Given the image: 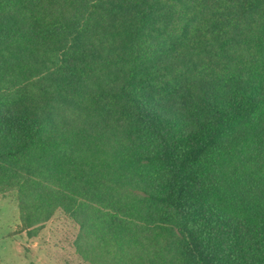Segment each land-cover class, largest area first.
I'll list each match as a JSON object with an SVG mask.
<instances>
[{
	"label": "trees",
	"instance_id": "16d2710c",
	"mask_svg": "<svg viewBox=\"0 0 264 264\" xmlns=\"http://www.w3.org/2000/svg\"><path fill=\"white\" fill-rule=\"evenodd\" d=\"M91 264H264V0H0V198Z\"/></svg>",
	"mask_w": 264,
	"mask_h": 264
},
{
	"label": "rangeland",
	"instance_id": "374dc122",
	"mask_svg": "<svg viewBox=\"0 0 264 264\" xmlns=\"http://www.w3.org/2000/svg\"><path fill=\"white\" fill-rule=\"evenodd\" d=\"M80 225L58 210L47 222L21 219L16 191L0 198V264H91L78 251Z\"/></svg>",
	"mask_w": 264,
	"mask_h": 264
}]
</instances>
